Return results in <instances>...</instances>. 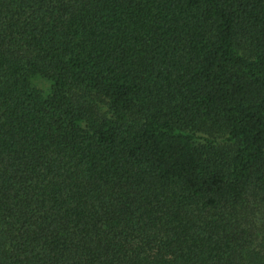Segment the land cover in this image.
<instances>
[{
  "label": "trees",
  "instance_id": "obj_1",
  "mask_svg": "<svg viewBox=\"0 0 264 264\" xmlns=\"http://www.w3.org/2000/svg\"><path fill=\"white\" fill-rule=\"evenodd\" d=\"M0 264H264V0H0Z\"/></svg>",
  "mask_w": 264,
  "mask_h": 264
}]
</instances>
